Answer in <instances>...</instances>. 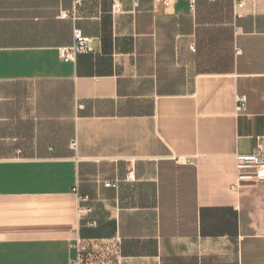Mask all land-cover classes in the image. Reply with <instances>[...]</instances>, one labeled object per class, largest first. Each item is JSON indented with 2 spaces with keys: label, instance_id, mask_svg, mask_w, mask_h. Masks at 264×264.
I'll return each instance as SVG.
<instances>
[{
  "label": "crops",
  "instance_id": "0c3cea01",
  "mask_svg": "<svg viewBox=\"0 0 264 264\" xmlns=\"http://www.w3.org/2000/svg\"><path fill=\"white\" fill-rule=\"evenodd\" d=\"M118 1L0 0V264H264V0Z\"/></svg>",
  "mask_w": 264,
  "mask_h": 264
},
{
  "label": "built area",
  "instance_id": "2783aa9c",
  "mask_svg": "<svg viewBox=\"0 0 264 264\" xmlns=\"http://www.w3.org/2000/svg\"><path fill=\"white\" fill-rule=\"evenodd\" d=\"M80 0H76L79 2ZM246 0H234L235 12L237 16H242L243 12L241 8L245 5ZM121 6L118 0H114L113 7L118 9ZM194 7V4H192ZM63 16H73L75 18V10L70 14L69 12H63ZM74 43L69 46L60 47V55L65 60L73 59L79 53H87L92 50L90 35L85 34L80 28H74ZM246 106V96H237V107L244 108ZM74 146L77 145L76 140L73 142ZM236 170H237V183L241 182H259L264 180V147L258 145L256 150L252 152H237L236 153ZM133 170L128 172V178H132ZM106 186H118V180H108L105 182ZM74 191H78V186L73 187ZM79 201H86L88 199L85 195L77 194ZM83 208L79 207V211ZM82 246H79L81 250ZM73 264H81V259L78 257L73 261Z\"/></svg>",
  "mask_w": 264,
  "mask_h": 264
}]
</instances>
